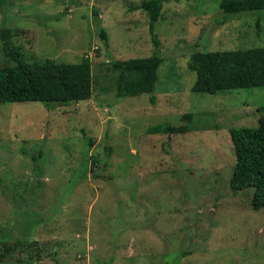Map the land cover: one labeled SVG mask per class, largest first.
<instances>
[{"label": "rangeland", "instance_id": "rangeland-1", "mask_svg": "<svg viewBox=\"0 0 264 264\" xmlns=\"http://www.w3.org/2000/svg\"><path fill=\"white\" fill-rule=\"evenodd\" d=\"M9 1L0 30L18 31L23 59L90 58L93 96L0 104V264H264V209L231 188L230 136L259 125L264 87L195 93L189 69L195 51L264 47V11L218 25L223 0L165 3L156 91L118 98L111 63L156 53L144 0Z\"/></svg>", "mask_w": 264, "mask_h": 264}, {"label": "trees", "instance_id": "trees-1", "mask_svg": "<svg viewBox=\"0 0 264 264\" xmlns=\"http://www.w3.org/2000/svg\"><path fill=\"white\" fill-rule=\"evenodd\" d=\"M169 1L172 0H144L135 7V10H143L149 16V29L156 45V53L150 58L111 63V69L117 75L118 98L155 93L160 79L159 69L164 62L158 53L160 43L155 27L162 17L165 3ZM6 5L11 6L12 3L9 0H0L1 7ZM263 11L264 0H223L220 3L222 14L215 15L213 20L215 24L224 25L233 17L261 14ZM256 26L258 32L264 31L260 17ZM101 36L108 40L104 29H101ZM17 37V30H0L2 53L6 59L15 63L14 66L0 67V104L35 102L47 106L52 103L68 106L92 98L93 70L90 58L86 57L80 63H57L51 60L27 63L20 48L14 43ZM189 69L196 73L192 89L195 93L215 95L231 90L262 88L264 47L216 52L195 51L190 58ZM150 100L154 103L155 96ZM260 112L263 115L257 127L230 130L236 156L231 188L234 193L253 189L251 207L256 211L264 209V107ZM194 117L193 113H189L184 119L191 123ZM189 130V125H158L150 129L152 133L166 134H185ZM181 257L182 255H177L171 264H178Z\"/></svg>", "mask_w": 264, "mask_h": 264}]
</instances>
